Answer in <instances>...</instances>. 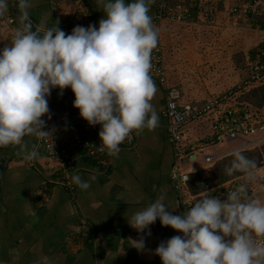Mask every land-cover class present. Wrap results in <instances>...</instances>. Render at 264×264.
I'll return each instance as SVG.
<instances>
[{
    "label": "clouds",
    "instance_id": "clouds-1",
    "mask_svg": "<svg viewBox=\"0 0 264 264\" xmlns=\"http://www.w3.org/2000/svg\"><path fill=\"white\" fill-rule=\"evenodd\" d=\"M106 18L99 27L76 26L66 35L55 26L33 30L29 9L32 0H19L20 27L10 46L0 52V148L19 146L25 158L31 150L25 137H53L44 131L42 117L51 119V90L71 88L82 119L101 125L99 151L118 155L120 145L133 131L155 129L159 116L151 101L157 88L151 78V53L157 47L159 30L149 15L152 0H98ZM8 10L0 0V17ZM96 148L95 146H93ZM258 164L236 151L228 175L240 172L255 179ZM96 176L84 180L74 174L72 182L88 190ZM166 195L134 212L130 227L145 233L160 220L163 227L183 233L161 242L154 255L162 264H264V203L249 196L245 184L228 193L223 201L205 196L181 215H173L164 203ZM150 236V230L146 233ZM133 248L145 249V238L131 240Z\"/></svg>",
    "mask_w": 264,
    "mask_h": 264
},
{
    "label": "crops",
    "instance_id": "crops-1",
    "mask_svg": "<svg viewBox=\"0 0 264 264\" xmlns=\"http://www.w3.org/2000/svg\"><path fill=\"white\" fill-rule=\"evenodd\" d=\"M179 1L175 0L173 4ZM220 1L226 8L227 2ZM32 2L33 7L29 9L32 23L46 29L54 27L57 21L60 29L72 27L68 18L79 8V3L83 4L81 10L86 12L90 23L97 28L99 21L106 18L98 0ZM131 2L126 0V3ZM202 9V4L192 6L191 19H196ZM152 13L150 4L149 15ZM165 22L162 35L169 82L181 89L182 101L203 100L196 97V91L185 86L191 84V75L171 56L168 45L167 35L171 31L167 32V22L175 21L167 19ZM260 31L264 32V29ZM189 50L184 49L193 53L191 48ZM154 83L157 92L151 103L159 116L158 126L137 132L138 141L134 146L122 143L121 151L112 156L110 162L78 156L72 145L73 135L67 129L56 135L59 144L71 149L74 160L66 165L50 160L41 151L37 158L28 160L19 146L0 148V264H162L160 257L154 255L155 250L161 242L175 236L176 231L163 227L157 219L145 233H138L127 220L162 194L166 195L164 203L169 211L180 215L179 193L171 177L174 155L167 140L164 89ZM44 120L52 125L47 116ZM98 127L99 124L90 126L87 123L83 130L94 131ZM213 135L210 117L186 128V141L190 144L207 141ZM24 139L29 150L33 146L37 149L35 136ZM221 146L222 143L206 146L204 151L226 150H219ZM201 156L193 154L187 160L193 163L186 168L191 172L190 179L192 174L200 173L204 164ZM200 158L202 163L195 164ZM74 174L84 180L95 175L96 180L84 191L72 182ZM149 230L150 236L146 235ZM140 236L145 238L143 251L133 248L129 241Z\"/></svg>",
    "mask_w": 264,
    "mask_h": 264
},
{
    "label": "built area",
    "instance_id": "built-area-1",
    "mask_svg": "<svg viewBox=\"0 0 264 264\" xmlns=\"http://www.w3.org/2000/svg\"><path fill=\"white\" fill-rule=\"evenodd\" d=\"M171 1L152 0L150 3L153 7L151 15L153 24L159 30L157 47L151 53L152 68L150 75L152 80L164 89L167 140L172 146L174 155L171 177L175 180V187L179 193L180 215L205 196H215L223 201L227 198L228 193L241 184L246 185L249 196L260 199L261 196H258L256 192L264 189V161L256 169L255 179L252 181L247 180L243 174L232 177L221 184L210 185L206 183L205 188L199 192L192 191L189 184L191 172L184 169L182 165L193 154L202 155L204 164L200 169V174L202 181L206 182L212 177V168L217 161L236 151L255 148L264 140V106L256 108L238 101L240 94L264 84V45L254 54L249 63L248 72L237 84L204 100L182 101L181 89L177 85L171 84L168 78L162 40L163 23L167 19L185 22L191 19L193 15L192 6L209 3L211 0H188V3L181 0L176 4H172ZM7 4V12L3 17H0V28L2 32L8 31L10 36L0 45V52L5 46H10L14 30L21 26L18 19L20 15L19 0H7ZM263 6V0H231L228 10L230 13H237L239 17L246 15L251 20L254 15L262 12L261 7ZM78 7V9L73 10L72 15L68 18L72 21L73 26L61 29L66 35L71 34L78 25L85 28L92 25L86 12L81 10L83 4L79 3ZM37 26L41 25L33 24V30ZM42 27L46 29L44 26ZM60 91L59 88H54L50 94L57 93V99L65 105L69 119L58 127L50 126L45 121L44 131L54 129L53 137H35L38 152L41 151L50 160L58 161L64 165L68 164L69 161L73 162L74 158L70 154L71 149L59 144L56 136L57 132L59 136V132L67 129L73 135L72 145L75 147L78 156L93 158L103 163L110 162L112 156H109L107 151L98 150L101 144L99 132L102 126L99 125L94 131L85 132L83 129H86L87 121L81 118L79 109L73 107L75 96L71 88L64 89L63 95H60ZM205 117L212 119L214 135L207 141L187 143L186 128ZM41 119L44 120V117ZM137 134V131H133L123 143L134 146L138 141ZM235 140L242 142L221 152L204 151L206 146H215L219 142H233ZM176 236L182 237L183 233L176 231Z\"/></svg>",
    "mask_w": 264,
    "mask_h": 264
},
{
    "label": "rangeland",
    "instance_id": "rangeland-1",
    "mask_svg": "<svg viewBox=\"0 0 264 264\" xmlns=\"http://www.w3.org/2000/svg\"><path fill=\"white\" fill-rule=\"evenodd\" d=\"M225 1L226 8L220 0L205 3L196 19L170 24L167 22V32L171 31V34L167 35L168 45L172 50L171 56L179 65L186 67L188 74L191 75V84L185 86L196 91V97L203 100L237 84L247 71L240 54H246L248 57L245 61L248 62L252 53L264 44V32L255 27L253 21L246 15L239 17L237 13H230L228 8L231 0ZM162 31L164 34V29ZM2 33L0 32V37L5 40L10 36L8 31ZM189 48L193 53L184 51ZM180 49L182 51L179 53ZM241 142V140L219 142L222 143L219 150L231 148ZM263 142L264 140L256 147ZM202 158L195 164L202 163ZM187 160L183 162L184 169L193 164ZM263 197H260L262 203Z\"/></svg>",
    "mask_w": 264,
    "mask_h": 264
},
{
    "label": "trees",
    "instance_id": "trees-1",
    "mask_svg": "<svg viewBox=\"0 0 264 264\" xmlns=\"http://www.w3.org/2000/svg\"><path fill=\"white\" fill-rule=\"evenodd\" d=\"M171 3L172 4L175 3V0H172ZM204 4L205 3H202V5ZM199 5L200 4H197L195 6L197 7ZM261 8H262V12L254 15V17L250 21H253V25L255 27L264 29V6ZM0 32L2 33L1 28H0ZM4 41L5 39L3 37H0V45ZM258 49L255 51V53L258 51ZM240 55L242 56L243 65H245L247 68V71H246L247 73L249 69V63L252 60L253 56L252 58H250L251 60L249 59V61L247 62L245 61L246 60L245 54L241 53ZM238 101L240 103L248 104L252 107L262 108L264 106V84L260 85L257 88H253L249 91H246L240 94V96L238 97ZM48 107H49V114L51 115L52 125L55 126L58 124H63L69 119V116L65 114L67 110L65 105L57 99V93L50 94V97L48 100ZM85 132H88V131H85ZM240 152L244 154L245 156H247L248 158L254 159L259 166L261 162L264 161V142L258 147H255L253 149H244V150H241ZM234 154L223 157L222 159L217 161L212 168V177L209 178L206 182L202 181L200 173L192 174V178L189 181V184L192 187V191L199 192L203 190L205 188L206 183L210 185L211 184L213 185L221 184L232 177L243 175V173H240V172H236V173H233L232 175H228L226 172V168L231 166V162L234 159Z\"/></svg>",
    "mask_w": 264,
    "mask_h": 264
},
{
    "label": "water",
    "instance_id": "water-1",
    "mask_svg": "<svg viewBox=\"0 0 264 264\" xmlns=\"http://www.w3.org/2000/svg\"><path fill=\"white\" fill-rule=\"evenodd\" d=\"M263 2H264V0H263ZM256 194L258 196H264V189H260V191L259 192H256Z\"/></svg>",
    "mask_w": 264,
    "mask_h": 264
}]
</instances>
